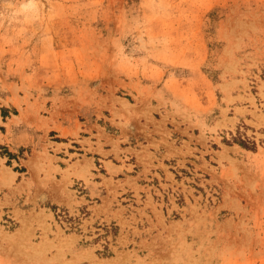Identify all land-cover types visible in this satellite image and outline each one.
I'll return each mask as SVG.
<instances>
[{
    "label": "rangeland",
    "instance_id": "obj_1",
    "mask_svg": "<svg viewBox=\"0 0 264 264\" xmlns=\"http://www.w3.org/2000/svg\"><path fill=\"white\" fill-rule=\"evenodd\" d=\"M0 153V264H264V0H0Z\"/></svg>",
    "mask_w": 264,
    "mask_h": 264
},
{
    "label": "crops",
    "instance_id": "obj_2",
    "mask_svg": "<svg viewBox=\"0 0 264 264\" xmlns=\"http://www.w3.org/2000/svg\"><path fill=\"white\" fill-rule=\"evenodd\" d=\"M5 143V142H4ZM50 156L52 158H54L53 161V170L55 173V177L57 182H51L47 185L48 190H49V194L47 195L49 199H57V200H63V201H68L69 198L73 200V197L69 196L67 192H65V178L67 177V173H65L67 170H69V167L72 166V164H74V156L73 153L70 152V150H67L65 148H61L60 151L57 154H52L50 152ZM73 156V157H72ZM56 158V159H55ZM5 159L1 156L0 153V163H1V167L3 168L5 165ZM35 162V161H34ZM69 173H71V171H69ZM54 175V174H52ZM17 179H19L17 177ZM72 181H74L75 179L72 177L70 178ZM42 188H46L44 183L41 182L39 184H35V183H25V186L23 187V193L25 195H27L28 192H31L32 195H34L37 190H43ZM1 192V191H0ZM22 193V192H21ZM20 193V195H21ZM0 200L2 202L5 203L6 199L5 197H1ZM9 200H13L11 198H9Z\"/></svg>",
    "mask_w": 264,
    "mask_h": 264
}]
</instances>
